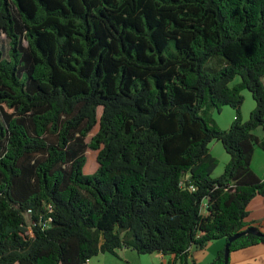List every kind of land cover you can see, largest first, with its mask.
I'll return each mask as SVG.
<instances>
[{"label":"trees","instance_id":"16d2710c","mask_svg":"<svg viewBox=\"0 0 264 264\" xmlns=\"http://www.w3.org/2000/svg\"><path fill=\"white\" fill-rule=\"evenodd\" d=\"M223 105L226 129L212 116ZM212 140L229 155L216 177ZM256 146L264 0H0V264H83L122 247L197 264L192 246L249 227L264 196ZM257 232L230 253L264 246ZM223 262L221 248L210 264Z\"/></svg>","mask_w":264,"mask_h":264},{"label":"crops","instance_id":"0c3cea01","mask_svg":"<svg viewBox=\"0 0 264 264\" xmlns=\"http://www.w3.org/2000/svg\"><path fill=\"white\" fill-rule=\"evenodd\" d=\"M229 124L230 123H228L227 126H229ZM210 151L212 153V147H210ZM213 155L216 156L215 154ZM227 155V153L223 152L220 157L216 156L217 158H219L218 162L223 161V164H225V162L229 158V155ZM250 166L254 173L257 175V177H259L260 179H264V150L258 146H256L253 151ZM247 209L248 215L245 218V222L249 225V227H255L260 231L264 232V196H255L248 204ZM224 245V238H219L208 242L206 247L209 246V252L201 258V262L196 261V263L210 264L217 251L221 248H224ZM124 249L130 248L122 247L118 249L121 250L120 255L123 256L124 260H126V264H166L168 260H172L171 255H163L162 253L153 252L146 254L150 256L147 257L146 261H143L141 256L140 258L139 256H137L138 258H134L133 254H131L130 252L125 254L122 253ZM99 255L103 256L104 254L99 253ZM130 259L132 260V262H130ZM229 264H264V246L259 243L243 250L232 251L229 258Z\"/></svg>","mask_w":264,"mask_h":264},{"label":"rangeland","instance_id":"374dc122","mask_svg":"<svg viewBox=\"0 0 264 264\" xmlns=\"http://www.w3.org/2000/svg\"><path fill=\"white\" fill-rule=\"evenodd\" d=\"M7 41L8 39L5 37V35H1V44L3 46L4 49H6L8 47L7 45ZM239 80V77H235V79L233 80V82H236ZM232 84V82H231ZM241 93L244 96V100L243 103L241 105V113L242 116L244 114V120L248 118V114L249 111L253 108L254 106V100L250 94V92L247 89H243L241 91ZM222 110L220 111H213L212 116L215 119L216 123L222 128V129H226L225 127L228 128V123H230L233 119L234 115V110L233 108H231L229 105H223L221 107ZM101 109H98V115L100 113ZM98 128V125H95L94 128L89 132V134L86 137V140L88 141L90 139V137L96 132ZM257 136H261L263 131L261 129V127H257L254 131H253ZM210 147H212V153L215 154L217 157H220L221 154H223V152H225V150L223 149V146L221 144L220 141L217 140H212V142H210ZM85 155H86V163L84 165L83 171L85 173H91L95 170V168L97 167V162H96V154L97 151L96 150H92L87 148L85 150ZM226 153V152H225ZM215 156V157H216ZM228 156V155H227ZM219 159V158H217ZM223 161L218 162L216 168L214 169L212 176L216 177L218 176L222 170H223ZM27 221L29 222L30 218L29 215H26ZM131 253L133 254L134 258H138L137 256H141L143 261L147 260V257H149L150 255H146V254H138L136 253V251L131 250V249H124V251H122V253ZM209 252V246L203 249H200L196 246H192L190 249V257L192 259H194L195 261H199L201 262V258L204 257V255H206ZM104 255L101 256L99 254H97V256H93L92 258H90L88 260V264H126V260H124L123 256H121V250H117V255H113L111 253L105 252L103 253ZM231 254V253H230ZM230 258V255H229ZM130 262H132V260L130 259Z\"/></svg>","mask_w":264,"mask_h":264},{"label":"water","instance_id":"95a60500","mask_svg":"<svg viewBox=\"0 0 264 264\" xmlns=\"http://www.w3.org/2000/svg\"><path fill=\"white\" fill-rule=\"evenodd\" d=\"M247 233H250V234H259L257 232V229L256 228H254V227H248L245 230H243L241 232H238V233H235L232 236L228 237L227 242H225V245H224V262H223V264H228V261H229V255H230L229 243L232 240H234V239H236V238H238V237H240L242 235H245Z\"/></svg>","mask_w":264,"mask_h":264},{"label":"built area","instance_id":"2783aa9c","mask_svg":"<svg viewBox=\"0 0 264 264\" xmlns=\"http://www.w3.org/2000/svg\"><path fill=\"white\" fill-rule=\"evenodd\" d=\"M192 187V186H191ZM83 264H88V260H86Z\"/></svg>","mask_w":264,"mask_h":264}]
</instances>
